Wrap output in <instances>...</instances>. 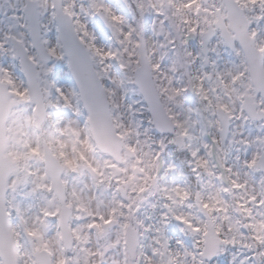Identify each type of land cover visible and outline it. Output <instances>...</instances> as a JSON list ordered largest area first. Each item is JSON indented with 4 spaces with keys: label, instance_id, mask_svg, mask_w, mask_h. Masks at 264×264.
Segmentation results:
<instances>
[{
    "label": "rangeland",
    "instance_id": "rangeland-1",
    "mask_svg": "<svg viewBox=\"0 0 264 264\" xmlns=\"http://www.w3.org/2000/svg\"><path fill=\"white\" fill-rule=\"evenodd\" d=\"M26 1L0 0V78H5L12 91L7 152L21 160L19 169L9 178L7 195L19 264H33L32 251L42 246L51 252L55 264L65 261L58 239V220L44 216L46 211L48 215L56 214L60 204L48 191L50 180L40 144L42 133L44 141L54 152H60L57 156L71 169L63 174V181L73 195V202L69 204L78 241L70 254L80 260L79 264H126L124 226L127 219L139 229L138 252L143 257L140 264H165L168 259L172 264H200L196 255L200 252L201 236L190 235L166 220L165 205L175 217L189 219L195 225L196 221L201 222L202 214L197 208L201 203L217 230L226 223L229 227L238 226L226 192L239 200L246 220L241 228L245 230L239 234L243 243H248L249 232L254 233L262 241L264 261V174L254 173L252 169L261 149L264 150V123L251 125L242 108L245 94L260 109H264V98L253 91L238 45L234 50L229 49L218 32L209 42L207 56L202 52V32L216 20L217 9L221 8L223 15L226 13L222 1L63 0L64 10L72 15L81 39L94 49L100 75L107 78L115 127L135 152L134 157L123 156L120 175L112 169L114 162L109 156L99 155L92 149L88 118L61 48L52 0H35L42 40L52 54L50 63L42 62L32 47L28 21L23 14ZM236 1L244 9L250 21V34L264 55V0ZM98 6L111 23L110 32L95 19L94 8L98 10ZM134 14L139 23L135 28L129 25ZM13 37L25 45L38 69L47 109L44 121L36 117L35 102L29 97L26 80L14 58ZM141 37L150 66L160 75L157 88L164 95L166 111L177 124L183 149L194 159V163L187 165L201 187L196 196L199 199L194 203L186 202L185 177L182 167L173 160L178 148L171 143L172 137L153 135L156 146L148 149V153L154 156L156 180L148 179V170L143 165L136 122L141 123L144 141L152 126L146 106L132 84L133 71L139 64ZM179 68L183 71L179 72ZM188 87L192 88L190 93ZM129 94L134 95L133 99ZM219 107L231 119L223 144ZM143 145L147 146L148 142ZM84 159L99 172L97 180L106 181L99 184L96 195L87 174L79 169ZM105 184H108L106 188ZM118 190L124 192L125 200ZM185 205L187 209L183 208ZM114 211L121 216L114 215ZM25 232L30 233L32 243L28 242ZM242 254L240 247L235 258L218 264H248Z\"/></svg>",
    "mask_w": 264,
    "mask_h": 264
},
{
    "label": "water",
    "instance_id": "water-1",
    "mask_svg": "<svg viewBox=\"0 0 264 264\" xmlns=\"http://www.w3.org/2000/svg\"><path fill=\"white\" fill-rule=\"evenodd\" d=\"M207 2L208 0H204ZM226 10L228 11L227 19L229 27L235 32L231 36L226 29L224 18L218 10V20L214 25L221 29L223 37L232 46L237 38L246 54L250 65V71L256 91H261L264 96V60L262 54L255 48L254 39L249 36V22L243 14V10L238 6L235 0H223ZM57 9V22L59 25V33L63 43V49L71 60V73L77 84L81 98L87 110L90 113V125L94 139L103 152H108L117 160H120V151L122 148L128 150L116 133L113 121L110 115L109 101L106 90L100 80L92 62L90 53L83 42L80 41L73 25V21L68 13L62 10L61 0H54ZM27 19L30 21V32L33 44L37 53L43 61L49 62L50 54L46 51L44 44L41 42L40 25L38 18L37 5L35 1H29L25 8ZM98 19L103 25L109 28L103 13L98 15ZM216 28L211 25L207 32L203 34L204 52H207V42L215 34ZM17 46L16 56L20 58L23 73L28 81L29 92L33 99H36L39 106L38 115L43 119L45 111L42 103V93L40 91L37 79L39 75L33 62L27 56L23 46L15 42ZM140 65L134 71V82L139 87L143 95L153 123L160 132L174 133L175 124L166 113L161 102L159 93L156 89L152 78L148 57L145 51L144 43L140 45ZM10 91L6 83L0 81V254L4 264H18L17 253L13 234L11 232L10 220L6 209L7 181L10 173L15 169V163L10 161L4 154L6 150V121L11 110L8 103ZM256 104L252 103L247 97L244 102V108L248 115L255 120L264 118V112L256 111ZM219 115L223 129L221 131L222 139L225 140L229 131V118L219 109ZM176 143L182 146V142L177 137ZM46 160L52 177V186L63 202V210L61 216V229L67 247L71 246L72 237L68 228V219L70 209L65 205L64 188L60 182L62 167L57 159L45 148ZM260 165L264 169V155H261ZM127 239L129 252L132 258H135L137 246L139 244L138 232L129 226L127 230ZM220 241L214 233L212 224L209 225L206 240L204 244L205 256L214 257L219 249ZM37 264H51L49 255L45 250L35 254Z\"/></svg>",
    "mask_w": 264,
    "mask_h": 264
},
{
    "label": "flooded vegetation",
    "instance_id": "flooded-vegetation-1",
    "mask_svg": "<svg viewBox=\"0 0 264 264\" xmlns=\"http://www.w3.org/2000/svg\"><path fill=\"white\" fill-rule=\"evenodd\" d=\"M80 165V164H79ZM81 166L82 165H80V167H79V169L80 170H82V168H81ZM91 184H92V182H91ZM96 188L97 189H94L93 188V193L96 195L97 194V192H98V188H99V183H97L96 184ZM122 190H118V193H119V196H121L122 198H124V200H125V195H123L122 194ZM124 193V192H123ZM197 196V195H196ZM196 196H195V199H199L198 197L196 198ZM66 198H67V201H68V203H70V202H73V195L71 194V192L69 191V190H67L66 189ZM191 201L190 202H194L193 201V198L192 199H190ZM114 205H118V203H113ZM70 205V204H69ZM71 206V205H70ZM197 207H198V209L201 211V213L203 214V217H201V222L200 223H198L197 221L195 222L196 224H195V226L196 227H198V228H201V227H203V226H205V225H208V223H210L211 222V217H210V213L209 212H207L206 211V209L203 207V205L201 204V203H198L197 204ZM165 208L167 209V206L165 205ZM184 209H187L188 207H183ZM194 209L195 208H193L192 209V214L193 213H195L194 212ZM238 209H239V211L241 212V210H240V208H239V205H238ZM71 217H70V222H69V224H70V228H71V232H72V235H73V238H74V246H75V243L78 241V236H77V234L75 233V231H74V229H73V226H72V222H71V219H72V212H73V209H72V206H71ZM114 214L116 215H118V213H116V212H114ZM167 216H166V220H172V221H174V223L175 224H180V222L182 221V220H179V219H182V218H178V217H175V216H173V213H172V211L171 212H169V211H167ZM191 215V214H190ZM194 215V214H193ZM119 216V215H118ZM191 217H192V215H191ZM193 218V217H192ZM183 219H185L186 221H189V219H186V218H183ZM128 220V219H127ZM126 220V221H127ZM129 221V220H128ZM192 221H194V220H192ZM261 242V244L260 245H262V241H260ZM65 256H68V257H70V258H67L66 260H65V263L66 264H69V262L71 263V262H73L74 264H79L80 262L79 261H77V260H75L74 258H72V256L70 255V254H68V253H66L65 254ZM140 257H141V260L143 259V257H142V255H139ZM254 261H255V263L254 264H264V261H262L261 260V258H263L262 257V255H261V253H260V249L258 248L257 250H256V253L254 254ZM220 261H222V260H220V259H215V260H209V262L207 263V264H212V263H215V264H218V263H220Z\"/></svg>",
    "mask_w": 264,
    "mask_h": 264
},
{
    "label": "trees",
    "instance_id": "trees-1",
    "mask_svg": "<svg viewBox=\"0 0 264 264\" xmlns=\"http://www.w3.org/2000/svg\"><path fill=\"white\" fill-rule=\"evenodd\" d=\"M233 230V229H232Z\"/></svg>",
    "mask_w": 264,
    "mask_h": 264
}]
</instances>
